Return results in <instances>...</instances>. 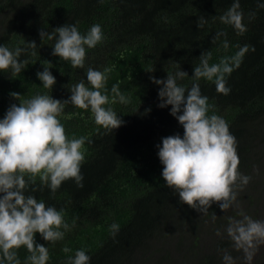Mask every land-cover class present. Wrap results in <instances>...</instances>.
Masks as SVG:
<instances>
[{
	"label": "trees",
	"instance_id": "1",
	"mask_svg": "<svg viewBox=\"0 0 264 264\" xmlns=\"http://www.w3.org/2000/svg\"><path fill=\"white\" fill-rule=\"evenodd\" d=\"M234 2L0 0V45L14 51L31 41L37 44L36 55L30 54L31 49L22 53L20 60L28 64L19 74L0 71V119L12 104L20 103L11 92L20 93L21 100L46 94L63 101L70 98L71 85L83 81L91 89L88 68L110 69L102 93L106 91L111 99L115 85L130 100L105 105L123 121L114 130L97 125L90 109L65 105L59 119L67 135L86 138L80 168L83 187L69 179L53 195L37 178L31 186L37 190L30 187L26 193L62 209L69 225L64 239L55 244L35 234L36 243L48 248L47 264H67L78 249L90 256L89 264H225V253L235 264H245L243 251L233 247L226 229L229 218L240 219L241 211L264 220V0H239L246 28L242 33L219 19ZM200 17L207 21L203 28L197 26ZM65 24L76 25L82 35L95 24L101 26L102 41L94 48L85 46L84 68H73L70 61L52 55L55 39L41 40L42 29L52 33ZM218 32L224 35L213 43ZM244 46L248 51L239 68L226 75L228 95L217 92L214 82L194 80L202 52L211 51L213 64ZM44 63L56 77L52 89L44 88L37 76ZM181 69L189 75L178 79V85L190 89L193 83L200 84L202 95L208 97L209 115L225 119L236 138L238 171L251 177L238 189L236 204L225 212L216 203L207 214L181 203L162 176L157 145L162 146L167 136L182 137L184 129L171 115V105L158 107L162 85L151 77L166 79L168 73ZM113 224L119 226L115 236L110 230ZM65 246L71 252H63ZM16 251L25 264L27 249ZM251 264H264V245Z\"/></svg>",
	"mask_w": 264,
	"mask_h": 264
},
{
	"label": "clouds",
	"instance_id": "2",
	"mask_svg": "<svg viewBox=\"0 0 264 264\" xmlns=\"http://www.w3.org/2000/svg\"><path fill=\"white\" fill-rule=\"evenodd\" d=\"M264 7V5H261ZM239 0L219 17L223 24L231 25L239 33L246 30ZM207 21L204 17L197 20L198 28H203ZM224 33L218 32L213 37L216 42ZM45 37L55 39L52 55L63 61H70L73 68H84L86 48H94L103 39L99 24L93 25L86 35H82L74 24L57 27L52 33L40 31ZM35 41L28 42L25 48L10 50L0 45V71L12 70V75L19 74L28 60H20L22 53L31 49L36 55ZM224 47L228 45L225 42ZM254 50V49H253ZM248 51L244 46L235 55L221 58L219 63L210 64L211 51L202 52L200 62L194 67L195 81L206 79L214 82L217 92L228 95L231 91L226 86V75L239 68L242 58ZM51 67L44 63V70L37 72L43 87L52 89L56 77ZM88 68L86 78L91 89L83 81L68 87L69 99L61 101L46 94H38L31 99L21 100V94L10 95L19 100V105L12 104L3 119H0V264H21L17 251L25 247L29 253L25 264H47L49 251L44 244H37L35 234L39 232L43 239L55 244L63 240L69 225L65 222L64 211L46 206L43 200L26 194L36 185L48 186L54 195L66 180H75L83 187L80 168L85 160L83 147L85 137L69 138L59 117L65 105L71 103L81 109H90L95 123L108 130L119 128L123 121L117 117L109 103L130 102L117 86H113L111 99L102 93L107 81V73ZM189 74L178 70L168 73L166 79L151 77L155 84L162 85L158 96L160 108L171 105L173 115L183 126L184 132L162 138L158 156L163 164L162 176L166 185L178 193L180 202L191 208L208 213L213 203L224 212L236 204L238 189L247 185L251 177L238 171L240 163L237 153V141L229 131L225 119L209 115L208 97L202 95L199 83H193L190 89L180 86L177 80ZM150 111V109L148 110ZM31 187V191H36ZM240 219L229 218L226 232L237 251H243L245 264H251L260 245H264V220H254L243 211ZM216 216L213 214V220ZM63 229V230H62ZM110 230L115 236L119 226L113 224ZM217 235H220L217 230ZM63 252L71 249L65 246ZM225 264H235L234 258L225 253ZM90 256L85 250L78 249L74 256H69L67 264H89Z\"/></svg>",
	"mask_w": 264,
	"mask_h": 264
}]
</instances>
